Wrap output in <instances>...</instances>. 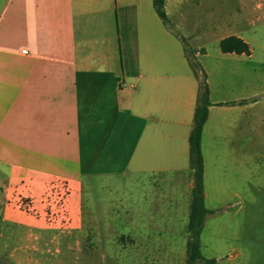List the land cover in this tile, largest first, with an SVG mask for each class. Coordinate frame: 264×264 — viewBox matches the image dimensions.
Listing matches in <instances>:
<instances>
[{
  "label": "crops",
  "instance_id": "1",
  "mask_svg": "<svg viewBox=\"0 0 264 264\" xmlns=\"http://www.w3.org/2000/svg\"><path fill=\"white\" fill-rule=\"evenodd\" d=\"M243 3L165 0L167 17L193 51L187 52L152 0H0V235L11 237L9 226L23 233L8 248L16 264L32 256L31 263L42 264L53 242H67L74 264H106L109 247L100 243L128 241L83 228L85 177L112 180L133 170L135 179L150 183L178 176L183 187L142 184L122 193L138 197L131 219L187 225L189 206L184 213L172 195L183 190L190 204L188 136L202 74L210 102L200 139L204 204L209 177L250 188L253 119L264 120L257 82L264 43L250 29ZM230 35L249 51H221L220 40ZM61 184L79 195L62 230L15 202L24 198L32 207ZM142 205L150 211L139 212ZM186 239L187 229L172 240L181 241L174 255L167 236L137 233L129 239L137 247H119L111 264H185ZM6 249L4 242L0 258Z\"/></svg>",
  "mask_w": 264,
  "mask_h": 264
},
{
  "label": "rangeland",
  "instance_id": "2",
  "mask_svg": "<svg viewBox=\"0 0 264 264\" xmlns=\"http://www.w3.org/2000/svg\"><path fill=\"white\" fill-rule=\"evenodd\" d=\"M243 2L249 16L250 29H256L259 35L258 42L264 43V0H243ZM261 36L263 40H261ZM257 82L259 90L264 89V75ZM262 94L263 92L259 91L257 97H262ZM260 103L258 102L257 105ZM252 139L250 188L247 185L243 188L241 183L229 186L227 184L228 178H207L205 206L212 210V213L207 214L203 220L200 249L204 257L215 259L213 264H264V120L253 119ZM178 180V176L171 175L167 180L156 177L152 178L150 183L148 180L143 183V180L135 179V171L133 170H129L124 176L117 174L112 180L109 177H85L83 179L81 211L79 212V216L82 217L85 224L83 228L91 234L108 233L117 235V237L122 235L128 239V241H124L118 237L116 242L100 243L102 245L107 244L109 247L105 248L108 250L106 264H111L113 257H115L114 260L116 259L115 251L119 247L120 249H135L134 246L137 247V243L129 239L137 233H159L167 236L171 240L166 244L173 246L174 255H176L181 241L174 242L172 240H180L186 237V220L176 219L168 224L153 225L152 223L149 225V220L146 218L131 219V216L135 215L136 208H138V205L135 204V199L138 197L135 193L124 194L122 191L128 189V191H134L132 189L142 184L183 187L182 184L179 185L180 181L178 182ZM217 181L219 182L217 183ZM102 187H117L120 191L119 193L103 192ZM233 189L239 192L234 194L232 193ZM78 196L75 189L61 184L47 189L41 196L43 202L35 201L32 207H29L28 200L24 198L16 197L15 202L24 207L23 212H27L36 218H45L53 226L55 225V228L62 230L69 226L75 216L72 207L75 206ZM172 197L178 198V208L185 207L184 213L186 210L188 211L189 200L183 190L173 194ZM120 198H123V202L120 201ZM147 211H150V206L142 205L139 212ZM7 231L11 237L8 234L6 237L0 235V246L4 242L7 243L6 252L2 253V258H0V264H16L17 258L8 255L14 252V249L8 252V248L13 244H18V238L21 237L17 236H21V234L23 236V233L17 234L18 229L14 226L7 227ZM152 244L157 245V243ZM66 246L67 242H60L59 246L55 242L50 243L46 247V254L40 259L41 263L74 264L72 257L74 255L67 251ZM159 256L160 254L154 253L153 262L159 261ZM31 261H35V256L30 257L27 264L34 263ZM172 264L175 262L172 261Z\"/></svg>",
  "mask_w": 264,
  "mask_h": 264
},
{
  "label": "trees",
  "instance_id": "3",
  "mask_svg": "<svg viewBox=\"0 0 264 264\" xmlns=\"http://www.w3.org/2000/svg\"><path fill=\"white\" fill-rule=\"evenodd\" d=\"M157 15L165 26L177 36L183 43L187 52H193L185 37L179 33L174 24L167 17L164 10L165 0H152ZM221 51L248 52V45L239 37L230 35L222 38L219 42ZM208 88L205 75L202 74L199 82L197 103L194 109L192 126L188 136L189 143V168L191 170L193 185L187 220L186 258L185 264H213L214 258H206L201 253L200 233L205 216L212 213L204 204L203 194V157L200 148V139L203 124L207 118Z\"/></svg>",
  "mask_w": 264,
  "mask_h": 264
},
{
  "label": "built area",
  "instance_id": "4",
  "mask_svg": "<svg viewBox=\"0 0 264 264\" xmlns=\"http://www.w3.org/2000/svg\"><path fill=\"white\" fill-rule=\"evenodd\" d=\"M23 51H25V50H23Z\"/></svg>",
  "mask_w": 264,
  "mask_h": 264
}]
</instances>
